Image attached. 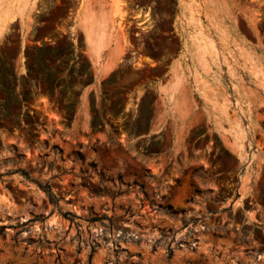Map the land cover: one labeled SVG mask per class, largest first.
I'll return each mask as SVG.
<instances>
[{"label": "rangeland", "instance_id": "obj_1", "mask_svg": "<svg viewBox=\"0 0 264 264\" xmlns=\"http://www.w3.org/2000/svg\"><path fill=\"white\" fill-rule=\"evenodd\" d=\"M30 1L0 43V264H264V0L200 30L177 0Z\"/></svg>", "mask_w": 264, "mask_h": 264}, {"label": "bare ground", "instance_id": "obj_2", "mask_svg": "<svg viewBox=\"0 0 264 264\" xmlns=\"http://www.w3.org/2000/svg\"><path fill=\"white\" fill-rule=\"evenodd\" d=\"M22 0H0V28L2 29L3 25H7L9 23V20L13 17V11L14 8H17L16 5H20ZM207 1V0H206ZM204 1V2H206ZM15 2V6L13 7V3ZM118 2V1H117ZM209 4V10H210V16L212 21H214L216 18L220 17L222 15V7L219 5L218 0H208L207 2ZM206 3V4H207ZM119 4V3H118ZM118 6V5H117ZM95 4L93 1H88L84 7V11L82 16H84L83 23L81 24L85 38L89 46L91 47V50L95 56H97V63L102 61L103 54L106 53L107 51L109 54H115L117 55L118 51V37L114 33V30H112L111 26V20L109 16H107L104 12H100L96 14L95 12ZM21 8V7H20ZM119 8V7H118ZM99 9V8H98ZM102 9V8H101ZM204 10V9H203ZM207 10V12L209 11ZM101 11V10H100ZM104 11V10H102ZM205 11V10H204ZM16 12V11H15ZM206 12V13H207ZM222 12V13H221ZM205 14V13H204ZM221 14V15H220ZM208 15V14H207ZM228 16V15H227ZM15 17V16H14ZM222 17V16H221ZM192 18V16L190 17ZM14 19V18H13ZM11 19V20H13ZM219 19V18H218ZM210 20V19H209ZM217 21V20H215ZM194 22V21H193ZM217 23V22H216ZM8 26V25H7ZM5 26V27H7ZM217 27V26H216ZM222 28V27H221ZM221 28L219 30H221ZM225 28V27H224ZM4 29V28H3ZM2 29V30H3ZM6 31V29H4ZM4 31H0V36L3 35ZM121 33V32H120ZM221 33V32H219ZM224 35V31L222 29V33ZM120 37V35H118ZM199 37V36H198ZM207 38V37H206ZM227 38V37H226ZM121 39V38H120ZM201 39V38H200ZM226 40V39H224ZM223 40V41H224ZM227 40H230L227 38ZM197 41V40H196ZM207 42V41H206ZM196 42H194L195 44ZM205 43V42H204ZM226 43V42H225ZM230 43V42H229ZM120 44V42H119ZM201 44V43H200ZM209 45V44H208ZM227 45V44H226ZM114 46L116 48H114ZM196 46V45H195ZM203 46V45H202ZM205 47V46H204ZM209 47V46H208ZM229 47V46H228ZM203 48V47H202ZM201 48V50H202ZM206 48V47H205ZM204 48V49H205ZM119 50V49H118ZM199 50V49H198ZM206 51V50H205ZM107 52V53H108ZM210 52V51H209ZM200 53V52H199ZM111 54V56H112ZM119 55V54H118ZM200 55H207V54H199ZM206 57V56H205ZM198 59V58H197ZM204 59V57H203ZM199 60V59H198ZM204 61V60H203ZM200 62V61H199ZM201 63V62H200ZM204 63V62H203ZM107 68V67H106ZM261 68V67H260ZM263 70V69H262ZM203 71V70H202ZM204 72V71H203ZM263 72V71H262ZM208 75V74H207ZM262 79V78H261ZM205 85V84H202ZM207 85V84H206ZM211 89L208 86V90ZM214 89V88H213ZM212 90V89H211ZM216 92L215 90H212ZM210 93V92H209ZM213 93V92H212ZM214 95V93H213ZM211 95L210 97H213ZM209 96V95H208ZM216 97V96H215ZM224 111V109H223ZM220 113L221 114H226V113Z\"/></svg>", "mask_w": 264, "mask_h": 264}, {"label": "crops", "instance_id": "obj_3", "mask_svg": "<svg viewBox=\"0 0 264 264\" xmlns=\"http://www.w3.org/2000/svg\"><path fill=\"white\" fill-rule=\"evenodd\" d=\"M26 1L27 0H22L20 5H16L17 8L14 9V11H13L14 13L12 15L13 17L11 18V19H13V18L14 19L13 20L10 19L9 23H7L8 26L7 25H3L2 29L4 28L7 31L8 27L11 24H13L15 22H20L21 19H24L26 17V15H25V12H26V9H25ZM177 1H178V8H179V16H186L187 19H191L192 21H194V28H196L197 30H200V25H199L198 20H202L203 21L204 19H201L198 16H210L209 15L210 14L209 4L207 3L208 0L207 1L206 0H177ZM204 1H206V2H204ZM31 2H32V0L30 1V5H31ZM102 10H104L103 6H101L100 3H97V14L100 13V12H104V13L106 12L105 10L104 11H102ZM207 10H209V11L207 12ZM130 16H134V18H138L139 16H145V14L141 15L140 13L137 12L136 14L130 15ZM191 16H192V18H190ZM210 20H208V21H210ZM203 24L205 26V22ZM5 26H7V27H5ZM2 29L0 28V31H4V32L2 33L3 35L0 36V43L3 40V37L6 34V31L4 29L3 30ZM20 46H21V49H23L24 48V42H21Z\"/></svg>", "mask_w": 264, "mask_h": 264}]
</instances>
